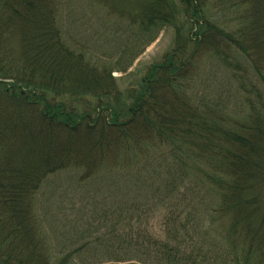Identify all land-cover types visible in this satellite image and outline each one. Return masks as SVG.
<instances>
[{
	"label": "trees",
	"instance_id": "trees-1",
	"mask_svg": "<svg viewBox=\"0 0 264 264\" xmlns=\"http://www.w3.org/2000/svg\"><path fill=\"white\" fill-rule=\"evenodd\" d=\"M97 1L148 43L175 30L125 89L114 72L128 67L68 43L59 0H0V264H96L85 244L54 248L36 212L43 181L69 169L135 189L104 207L113 256L264 264V0ZM207 60L228 91L203 98L193 82ZM161 210V233L140 224Z\"/></svg>",
	"mask_w": 264,
	"mask_h": 264
},
{
	"label": "rangeland",
	"instance_id": "rangeland-1",
	"mask_svg": "<svg viewBox=\"0 0 264 264\" xmlns=\"http://www.w3.org/2000/svg\"><path fill=\"white\" fill-rule=\"evenodd\" d=\"M128 1L117 2L126 5ZM58 22L66 40L76 49L116 68L128 67L126 72H114L121 89L136 76H142L149 65L162 60L175 42V30L166 27L148 43L137 24L111 13L108 6L97 0H59ZM205 62L193 82L195 91L203 98L218 96L222 90L227 92L228 87L222 80H229L228 72L215 61ZM224 97L227 99L226 93ZM232 104H236L234 99ZM238 108H241L239 101ZM80 176V172L71 169L53 173L37 192L36 212L50 243L60 253L85 244L82 259L91 263L137 264L125 261L124 255L110 254L108 239L115 223L113 216L104 210L109 204L124 203L127 195L135 194V189H126L123 181H120L121 186H114L105 176L86 180ZM149 214L140 224L154 233H161L163 210Z\"/></svg>",
	"mask_w": 264,
	"mask_h": 264
}]
</instances>
